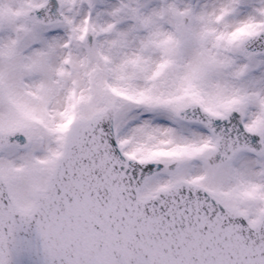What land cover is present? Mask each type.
I'll use <instances>...</instances> for the list:
<instances>
[{"label": "snow or ice", "instance_id": "snow-or-ice-1", "mask_svg": "<svg viewBox=\"0 0 264 264\" xmlns=\"http://www.w3.org/2000/svg\"><path fill=\"white\" fill-rule=\"evenodd\" d=\"M0 264H264V0H0Z\"/></svg>", "mask_w": 264, "mask_h": 264}]
</instances>
